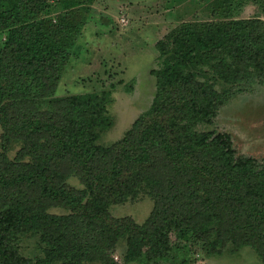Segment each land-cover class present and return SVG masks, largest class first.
Here are the masks:
<instances>
[{"label": "trees", "instance_id": "1", "mask_svg": "<svg viewBox=\"0 0 264 264\" xmlns=\"http://www.w3.org/2000/svg\"><path fill=\"white\" fill-rule=\"evenodd\" d=\"M77 4L64 1L66 7ZM46 6L45 0H0L5 37L0 40V120L2 159L8 162L0 161V263L82 264L99 258L117 264L113 254L122 236L125 260L143 261L139 264H169L185 248L210 256L226 246L235 251L246 245L264 263V157L238 155L228 133L194 132L185 121L187 115L195 123L208 121L228 97L264 78L263 21L232 19L202 29L184 23L159 40L150 107L122 140L104 146L97 141L112 125L105 114L111 91L52 98L44 113L29 105L43 95L48 80L39 82L38 75L52 74L75 35L68 15L57 23L39 17ZM17 101L35 113H11L19 112L12 107ZM17 141L10 160L7 154ZM154 152H162V160L155 162ZM64 161L77 165L83 189L62 182ZM125 163L141 169L131 172ZM153 173L167 184L147 220L109 222L102 197H133ZM121 174L124 180L116 183ZM52 200L85 211L54 214L45 204ZM38 233L42 255H21L16 241Z\"/></svg>", "mask_w": 264, "mask_h": 264}, {"label": "rangeland", "instance_id": "2", "mask_svg": "<svg viewBox=\"0 0 264 264\" xmlns=\"http://www.w3.org/2000/svg\"><path fill=\"white\" fill-rule=\"evenodd\" d=\"M45 1L47 6L38 14L39 17L57 23L59 18L68 15L75 22V35L65 58L62 61L56 59L58 66L53 67L52 74L46 71L38 75L37 81L46 77L48 80L44 83L43 95L38 94V98L30 100L29 105L36 112L44 113L50 110L48 105L52 98L111 91L105 114L112 119V125L97 141L104 146L122 140L131 124L150 107L156 91V78L151 70L158 69L160 65L156 43L167 34L184 23L202 29L206 25L232 19L257 18L263 21L264 29V0H76L78 4L74 7H66L65 0ZM122 17L125 22H121ZM4 38V33L0 32V40ZM16 103L12 107L19 112L11 113L23 116L35 113L26 112V104ZM188 116L185 121L191 124V131L228 133L238 155L259 160L264 157V78L254 80L249 91L228 97L208 121L195 123ZM2 125L0 120V161L7 165L8 162L2 159L5 151ZM18 146L19 141L9 149L7 155L10 160ZM162 155V152H154L153 160H162ZM62 167V182L71 188L83 189L84 176L78 173L77 165L64 161ZM125 167L131 172L141 169L137 164L125 163ZM146 167L151 168L152 165L146 164ZM124 176L121 174L116 183L123 181ZM146 179L148 182L139 183L140 191L124 201H119L115 195L102 197L104 203L107 202L104 215L109 222L140 225L147 220L161 199L160 194L167 181L155 173ZM154 186L163 188L156 191ZM45 204L47 210L54 214L78 215L85 211L84 207L66 205L59 200L46 201ZM16 245L26 258L42 255L40 233L23 235ZM126 248V236L119 237L113 254L117 264L143 262L139 259L125 260ZM82 264L103 262L95 258ZM169 264L264 263L256 249L246 245L235 251L232 246H226L220 253L210 256L198 249H180Z\"/></svg>", "mask_w": 264, "mask_h": 264}, {"label": "built area", "instance_id": "3", "mask_svg": "<svg viewBox=\"0 0 264 264\" xmlns=\"http://www.w3.org/2000/svg\"><path fill=\"white\" fill-rule=\"evenodd\" d=\"M120 20H121V22H125L126 21L124 17H122Z\"/></svg>", "mask_w": 264, "mask_h": 264}]
</instances>
